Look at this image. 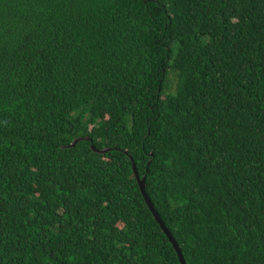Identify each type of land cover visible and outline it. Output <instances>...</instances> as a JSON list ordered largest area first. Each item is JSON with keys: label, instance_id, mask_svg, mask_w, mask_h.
<instances>
[{"label": "trees", "instance_id": "16d2710c", "mask_svg": "<svg viewBox=\"0 0 264 264\" xmlns=\"http://www.w3.org/2000/svg\"><path fill=\"white\" fill-rule=\"evenodd\" d=\"M131 158L188 264H264V0H0V264H182Z\"/></svg>", "mask_w": 264, "mask_h": 264}, {"label": "water", "instance_id": "95a60500", "mask_svg": "<svg viewBox=\"0 0 264 264\" xmlns=\"http://www.w3.org/2000/svg\"><path fill=\"white\" fill-rule=\"evenodd\" d=\"M82 142H86V143H91L92 144V140L91 139H88V138H85V139H78L76 140L75 142H73V144L68 147L67 149H73L76 147L77 144L79 143H82ZM91 150L94 154H97V155H107L108 153L112 152V150H105L103 152H99L95 149V147L92 145L91 146ZM134 166H133V169H134V174H135V177H136V180L138 181V184L140 186V189H141V192H142V195L143 197L145 198V201L147 203V206L148 208L150 209V211L152 212L153 216L155 217L156 221L158 222V224L161 226L164 234L168 237L170 243L175 247L178 255H179V258L181 260V263L182 264H188L186 259H185V256L183 254V251L180 247V245L178 244V242L175 240L174 236L172 235V233L169 231V229L166 227L165 223L163 222L162 218L160 217V215L158 214L154 204L152 203L151 199L149 198L148 196V193H147V178H144L143 180L140 178V174H139V171H138V168H137V165L134 163V160L131 158Z\"/></svg>", "mask_w": 264, "mask_h": 264}, {"label": "rangeland", "instance_id": "374dc122", "mask_svg": "<svg viewBox=\"0 0 264 264\" xmlns=\"http://www.w3.org/2000/svg\"><path fill=\"white\" fill-rule=\"evenodd\" d=\"M171 83H173V87L175 89L176 88V85H177V81H176V78L175 77H171Z\"/></svg>", "mask_w": 264, "mask_h": 264}]
</instances>
